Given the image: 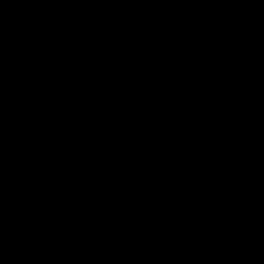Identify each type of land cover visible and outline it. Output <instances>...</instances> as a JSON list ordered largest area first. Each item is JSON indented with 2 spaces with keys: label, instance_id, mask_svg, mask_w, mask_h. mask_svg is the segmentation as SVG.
I'll list each match as a JSON object with an SVG mask.
<instances>
[{
  "label": "water",
  "instance_id": "95a60500",
  "mask_svg": "<svg viewBox=\"0 0 264 264\" xmlns=\"http://www.w3.org/2000/svg\"><path fill=\"white\" fill-rule=\"evenodd\" d=\"M0 264H264V0H0Z\"/></svg>",
  "mask_w": 264,
  "mask_h": 264
}]
</instances>
